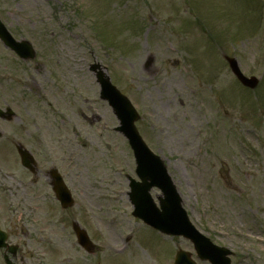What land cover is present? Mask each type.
<instances>
[{
  "label": "rangeland",
  "instance_id": "374dc122",
  "mask_svg": "<svg viewBox=\"0 0 264 264\" xmlns=\"http://www.w3.org/2000/svg\"><path fill=\"white\" fill-rule=\"evenodd\" d=\"M0 22L35 51L21 61L0 42V109L15 114L0 120V206L17 209L23 255L36 264L75 256L64 231L73 218L100 256L129 239L109 264H165L186 245L132 217L135 163L98 97L97 63L138 112L135 127L194 228L230 248L232 264H264V0H0ZM225 58L260 79L255 90L240 86ZM17 145L42 177L21 167ZM51 168L72 193L67 215L43 177ZM150 194L157 203L159 191Z\"/></svg>",
  "mask_w": 264,
  "mask_h": 264
},
{
  "label": "water",
  "instance_id": "95a60500",
  "mask_svg": "<svg viewBox=\"0 0 264 264\" xmlns=\"http://www.w3.org/2000/svg\"><path fill=\"white\" fill-rule=\"evenodd\" d=\"M3 32L4 29H1L0 27L1 39H3L11 49L18 52L21 56H24V58H27L30 53L26 50V48L24 49L23 47L16 45L12 39H10V37ZM22 44L30 50L26 43ZM229 63L238 80H240L245 86L249 87L250 89L256 86L257 82L255 79L247 80L240 74L235 61L231 60ZM113 94L119 100L115 106L122 110V112L126 115L124 116L123 122L121 123V126L118 130L123 131V133L126 134L131 141V148H133L135 152L134 158H136L138 165L137 174L139 179H141V183L131 182L132 192L130 197L133 201L137 200L135 204L138 209L137 213L145 215L147 219L156 223L155 227H157L159 230H167L168 233L170 232L171 234H188L189 229L187 228V220L183 217V214L179 208V198L175 193L174 187L171 185L170 179L166 177V173L162 167V164L159 161L154 160L151 154L146 151L138 139L135 130L132 127L135 116L128 106L126 100L120 96H117L115 92H113ZM115 110L117 112V108ZM118 113L120 115V112ZM119 117H121V115ZM23 160L25 162V155H23ZM153 186L160 188L164 194V199H159L161 212H158V210L155 209L148 195V191L150 190L149 188H153ZM62 193H64L63 190L59 189V191H57L59 197L62 196ZM189 237L195 240L196 244L201 242V239L196 236L190 235Z\"/></svg>",
  "mask_w": 264,
  "mask_h": 264
},
{
  "label": "flooded vegetation",
  "instance_id": "af4514ba",
  "mask_svg": "<svg viewBox=\"0 0 264 264\" xmlns=\"http://www.w3.org/2000/svg\"><path fill=\"white\" fill-rule=\"evenodd\" d=\"M1 223H2V225H1ZM3 223H4V217H3V215H1V213H0V228H1V230H6L5 229V226H3ZM13 224H15V222H13ZM14 234V233H13ZM10 239V238H9ZM4 255H5V252L4 251H0V262H1V264H2V258H4ZM13 259H12V261L15 263V264H19V263H21V261H22V258H20V256L19 255H16V256H14V257H12Z\"/></svg>",
  "mask_w": 264,
  "mask_h": 264
}]
</instances>
